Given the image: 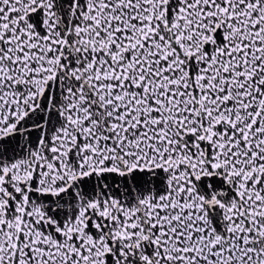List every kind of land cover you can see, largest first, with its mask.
Here are the masks:
<instances>
[{
    "label": "snow or ice",
    "instance_id": "6c2138e0",
    "mask_svg": "<svg viewBox=\"0 0 264 264\" xmlns=\"http://www.w3.org/2000/svg\"><path fill=\"white\" fill-rule=\"evenodd\" d=\"M0 264H264V0H0Z\"/></svg>",
    "mask_w": 264,
    "mask_h": 264
}]
</instances>
